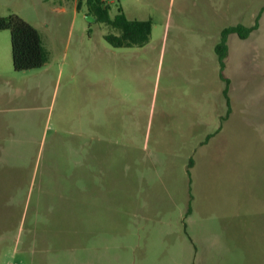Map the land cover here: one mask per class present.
Segmentation results:
<instances>
[{
  "label": "rangeland",
  "instance_id": "obj_1",
  "mask_svg": "<svg viewBox=\"0 0 264 264\" xmlns=\"http://www.w3.org/2000/svg\"><path fill=\"white\" fill-rule=\"evenodd\" d=\"M103 1L149 43L112 47L86 2L0 0L48 52L16 72L0 31V264H264V0ZM256 23L228 37L226 118L215 47Z\"/></svg>",
  "mask_w": 264,
  "mask_h": 264
},
{
  "label": "trees",
  "instance_id": "obj_2",
  "mask_svg": "<svg viewBox=\"0 0 264 264\" xmlns=\"http://www.w3.org/2000/svg\"><path fill=\"white\" fill-rule=\"evenodd\" d=\"M83 2H86L89 15L95 18L96 22L106 24L114 31V33L105 35V40L112 47H143L149 43L153 30L151 19L130 20L122 8H119L118 14L112 17L110 14V5L103 0H77L78 9ZM257 27L258 24L256 23L252 27H245L239 24L226 28L222 31L221 42L215 47L222 68L221 78L226 84L223 91L228 106L226 118L230 116L231 112V100L229 96L230 80L224 74L226 60L229 55L228 37L235 34L241 39H247ZM0 31H10L11 33L12 63L16 72L39 69L47 63L48 52L43 45L40 33L20 15L11 14L9 16H0ZM210 137L211 135L208 139Z\"/></svg>",
  "mask_w": 264,
  "mask_h": 264
},
{
  "label": "water",
  "instance_id": "obj_3",
  "mask_svg": "<svg viewBox=\"0 0 264 264\" xmlns=\"http://www.w3.org/2000/svg\"><path fill=\"white\" fill-rule=\"evenodd\" d=\"M91 20H93V21H94V19H91Z\"/></svg>",
  "mask_w": 264,
  "mask_h": 264
}]
</instances>
